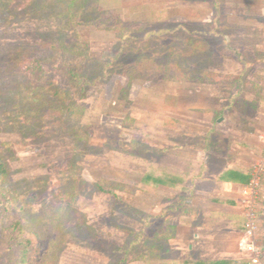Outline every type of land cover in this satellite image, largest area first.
Returning a JSON list of instances; mask_svg holds the SVG:
<instances>
[{"label":"rangeland","instance_id":"rangeland-1","mask_svg":"<svg viewBox=\"0 0 264 264\" xmlns=\"http://www.w3.org/2000/svg\"><path fill=\"white\" fill-rule=\"evenodd\" d=\"M246 8L0 0V264H185L203 134L264 135Z\"/></svg>","mask_w":264,"mask_h":264},{"label":"crops","instance_id":"crops-1","mask_svg":"<svg viewBox=\"0 0 264 264\" xmlns=\"http://www.w3.org/2000/svg\"><path fill=\"white\" fill-rule=\"evenodd\" d=\"M245 1L246 21H257L258 16L264 18V0ZM262 24L264 26V20ZM262 37L264 39V34ZM261 53L264 58V47ZM241 65L242 70H249L251 67L255 72L261 71L262 74L258 78L264 87V63H260L258 67L249 63ZM251 78L254 80L253 75ZM261 104L264 110V90ZM236 113L238 111L234 109V116ZM257 131L259 135L264 133V129L262 132L258 129ZM215 132L217 133L216 130L212 131L209 128L203 134L209 137L208 143L210 139L213 140L210 146L208 143L205 144L204 153L191 151L192 153L189 154L190 157L199 154L198 162L201 171L198 179L206 183V187L197 189L191 186L190 208L192 211L185 216L188 220V227L185 229L184 236L189 255L184 263L251 264L250 255L243 246L246 239L243 189L250 184L254 164L264 153V142L253 136L255 133L248 129L234 128V142L229 146L232 152L225 154L218 150L220 141L214 138L213 133ZM189 149L193 147L190 146ZM200 150L203 149L200 148ZM262 190L264 191V180ZM259 216L264 231V201L261 203ZM261 239L264 247V232L261 233Z\"/></svg>","mask_w":264,"mask_h":264},{"label":"built area","instance_id":"built-area-1","mask_svg":"<svg viewBox=\"0 0 264 264\" xmlns=\"http://www.w3.org/2000/svg\"><path fill=\"white\" fill-rule=\"evenodd\" d=\"M264 142V135H261ZM264 177V153L255 162L252 172V179L248 186L243 189L246 221L244 224V248L250 255L251 264H264V247L262 245L260 222L261 203L264 201L262 180Z\"/></svg>","mask_w":264,"mask_h":264},{"label":"trees","instance_id":"trees-1","mask_svg":"<svg viewBox=\"0 0 264 264\" xmlns=\"http://www.w3.org/2000/svg\"><path fill=\"white\" fill-rule=\"evenodd\" d=\"M7 171L8 169L6 164L2 160H0V176H5L7 174Z\"/></svg>","mask_w":264,"mask_h":264}]
</instances>
